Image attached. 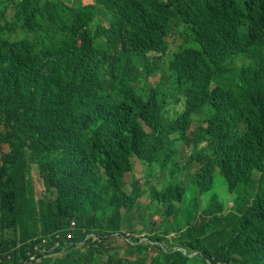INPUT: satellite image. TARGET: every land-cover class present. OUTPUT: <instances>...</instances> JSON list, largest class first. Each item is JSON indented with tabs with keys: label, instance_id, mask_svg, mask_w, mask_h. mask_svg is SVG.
<instances>
[{
	"label": "trees",
	"instance_id": "16d2710c",
	"mask_svg": "<svg viewBox=\"0 0 264 264\" xmlns=\"http://www.w3.org/2000/svg\"><path fill=\"white\" fill-rule=\"evenodd\" d=\"M263 13L264 0H0V252H11L0 264H264ZM175 17L196 45L168 65L147 53L166 50ZM170 98L183 102L175 117ZM178 142L195 172L178 165ZM133 157L162 174L160 188L145 181L153 190L142 211L164 206L162 231L147 235L158 242L153 255L139 236L103 260V241L124 221L133 227L142 191L136 177L126 188ZM32 164L46 185L38 198ZM217 168L243 198L220 231ZM192 186L191 207L170 219ZM199 197L212 213L201 223ZM71 219L74 245L30 261L32 237Z\"/></svg>",
	"mask_w": 264,
	"mask_h": 264
},
{
	"label": "rangeland",
	"instance_id": "374dc122",
	"mask_svg": "<svg viewBox=\"0 0 264 264\" xmlns=\"http://www.w3.org/2000/svg\"><path fill=\"white\" fill-rule=\"evenodd\" d=\"M92 2V0H84V3H89ZM105 25H107V23H104ZM153 83H156L158 81V77L157 78H151L150 79ZM174 107V112L177 111H181L183 108V103H179L178 105H173ZM195 129V125H192L191 129L189 132H192ZM177 147L180 151V155L179 157H177V162L179 164V166H183L186 165L189 167V170L191 172H195V170L197 169V167H194L193 165H191L190 163L186 164V162L188 161V157L186 156V154H189L191 151L190 146H185L182 145L180 142H178ZM133 161V170L129 171L126 173L125 176V180H126V188L128 190L131 189V185L130 182L132 180L133 177H136L137 179H139L140 184L142 186V191L140 192V196L138 197V201L137 204L134 207V216L131 219V223L133 225V227H129L127 224V221H124L123 224V230L125 233H130L131 237H138V236H143V235H148L149 233L152 232V230L154 231V233L158 232V231H162V221H163V209L164 206L160 205L159 207H157L155 210V214L153 215H149L147 213L144 212V215L142 216V211L146 210V206L151 203V192L153 190L152 187L149 186L148 184H145V181L147 179H150L153 184L154 187L160 188V186H158V178H160L162 176L161 172L156 169V168H151L149 165L143 163L139 158L137 157H133L132 159ZM30 172H29V179L34 187V192H35V196L36 197H40L44 194L45 192V186L43 183L42 178H39L38 175V168L36 167H32L30 166ZM193 167V168H192ZM152 169H154V174H153V178H150V175L148 172H150ZM182 178H184V175H182ZM214 187L215 190H217L220 194V202H221V209L224 208V206L227 205V201H228V195H229V191L227 188V185L225 184V182L223 181V178L221 177L219 168L216 169L215 172V183H214ZM262 189H264V183L262 184ZM195 193V186H192L188 192H187V203L182 204L180 202L175 201L174 203V207L175 209L173 210V214L170 216V219H172L176 214H180L182 212H184L186 209L190 208V195L192 197V194ZM198 204L195 208V218L193 221H196L197 223H201L202 221H205L206 218L211 216V212L208 210V207H205L204 204H202L203 198L199 197L197 199ZM233 202L230 199L229 204L231 205ZM153 216V217H152ZM233 214L230 215L227 219L229 220V226L231 225V221L233 219ZM152 217V218H151ZM155 221V224L152 223V221ZM220 225V221H215V227L217 228ZM228 226V227H229ZM173 233H171L170 235H172ZM126 235H120L119 237H115V238H107L105 241H103V244L105 246V254L107 255V249L109 247H115V246H123L126 247L127 246V240L125 239ZM220 240H223V237H219ZM84 247V246H82ZM85 251V248L84 250ZM53 252V250H52ZM62 252V250L52 253L53 255H55L54 257H61L60 253ZM10 253L9 251H5V252H0V257L2 258V254H5L6 256L10 257ZM150 255L154 254V250L150 249L149 250ZM103 260L106 259L105 256L102 257Z\"/></svg>",
	"mask_w": 264,
	"mask_h": 264
},
{
	"label": "clouds",
	"instance_id": "9594fccd",
	"mask_svg": "<svg viewBox=\"0 0 264 264\" xmlns=\"http://www.w3.org/2000/svg\"><path fill=\"white\" fill-rule=\"evenodd\" d=\"M82 3H83V5H86V4L92 5L93 0H92V2H89V3H86V4L84 3V0H82ZM103 22L107 23L106 20H103ZM260 25H261L262 28H264V13L261 16ZM183 26H184V24L182 22H180L177 17L172 18L171 30H170L169 34L165 37V43L167 44L166 50L165 51H150L147 54L148 55H152V56H164L165 59H166L167 64L169 65L170 62L174 59L175 54L183 52L188 47H194L196 44L191 42V41H189V37L185 33V31L183 29ZM157 77L159 79L160 75H157L156 77H152V78H157ZM212 84H213L214 87L217 86V82L216 81L212 82ZM169 102H170V105H169L168 109H169L170 114H171L172 117H175L177 114H179V113H181L183 111L184 106H183L181 111H177V112H174V107H173V105H178L182 101H180L179 103H175L173 98H170ZM202 120H203L202 117H199V116L195 117L193 119V122H192L191 126H190V129H191L192 125H195V128H196V126L198 124L202 123ZM190 129L188 130L189 134L191 133V132H189ZM189 136L191 137L192 135L190 134ZM4 151H9V147L8 146H4ZM32 167L38 168L36 166V164H32ZM196 167L199 168V165H197ZM38 175H39V178L41 179L42 177L40 176L39 170H38ZM221 177L223 178V181L227 185L224 177L222 175H221ZM255 177L257 179H259L261 177V173L260 172H256L255 173ZM42 180H43V178H42ZM43 183H44V180H43ZM44 186H45V192H44V194H45L46 193V185H45V183H44ZM227 188H228V186H227ZM33 191H34V187H33ZM228 191H229V195H228L227 205L224 206L223 209H221L220 194H219V192L217 190H216V192L214 193V196L211 199L212 207H213L214 215H215V221H217V220L220 221V225L217 227L218 231H220L224 226H226V228L229 226V220L227 218H223V219H219V218L222 217L225 213H227L231 209L232 206H234L233 211L236 212V213H239L240 205L243 202V198L242 197L237 198V194L236 193L231 192L229 189H228ZM195 193H193L192 196ZM51 194L52 193L49 192V195H51ZM51 197H53V194H52ZM34 198H38V197L35 196V192H34ZM230 199L233 202L231 205L229 204ZM185 212H186V210L184 212H182V214L185 213ZM194 212H195V210H194ZM195 214H196V212H195ZM178 215H181V213L178 214ZM76 228H77L76 221L74 219H71L69 221L67 229H65V230H55V231H53L51 233L33 236L32 239H31L32 248L28 252L29 257H30V261H36L37 263H40L43 258H46L48 256L50 257L51 255H53L52 253L58 252V251H54V249H56V247H58L61 244V242L65 243V245H66L65 247H70V246L74 245V242H75L74 241V238H75V234L74 233H75V229ZM171 233H173V234L170 235ZM171 233L168 234L169 237H172V236H174L176 234L174 231H172ZM120 235H123V236L126 235L125 239L127 241H131V239H132L130 233H125L124 230L122 231V233H120V232L114 233L113 237L114 238L115 237H119ZM141 240L145 241V242H148L150 244L149 250H150L152 245L158 244L157 241H151L150 239H147V235H143ZM50 243H53V245L50 246ZM80 243H82V242H78L77 243V247L80 245ZM79 247L82 250H84V247H82V246H79ZM52 250H53V252H52ZM62 254H63V251L60 253V255H62ZM2 256L6 257V258H9L5 254H2ZM104 256L107 258L106 254ZM2 258L0 257V261L2 260Z\"/></svg>",
	"mask_w": 264,
	"mask_h": 264
},
{
	"label": "bare ground",
	"instance_id": "6f19581e",
	"mask_svg": "<svg viewBox=\"0 0 264 264\" xmlns=\"http://www.w3.org/2000/svg\"><path fill=\"white\" fill-rule=\"evenodd\" d=\"M246 128V127H245Z\"/></svg>",
	"mask_w": 264,
	"mask_h": 264
}]
</instances>
